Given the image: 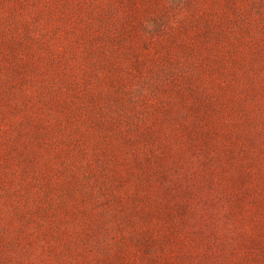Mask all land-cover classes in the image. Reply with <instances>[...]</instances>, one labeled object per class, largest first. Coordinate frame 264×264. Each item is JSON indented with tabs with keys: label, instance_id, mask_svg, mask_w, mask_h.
Returning <instances> with one entry per match:
<instances>
[{
	"label": "rangeland",
	"instance_id": "1",
	"mask_svg": "<svg viewBox=\"0 0 264 264\" xmlns=\"http://www.w3.org/2000/svg\"><path fill=\"white\" fill-rule=\"evenodd\" d=\"M0 264H264V0H0Z\"/></svg>",
	"mask_w": 264,
	"mask_h": 264
}]
</instances>
